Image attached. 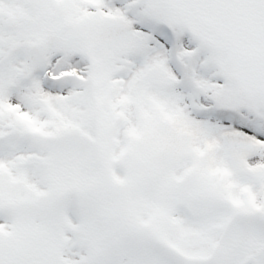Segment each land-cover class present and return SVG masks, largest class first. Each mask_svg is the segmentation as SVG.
<instances>
[{"label": "snow or ice", "instance_id": "6c2138e0", "mask_svg": "<svg viewBox=\"0 0 264 264\" xmlns=\"http://www.w3.org/2000/svg\"><path fill=\"white\" fill-rule=\"evenodd\" d=\"M0 264H264V0H0Z\"/></svg>", "mask_w": 264, "mask_h": 264}]
</instances>
